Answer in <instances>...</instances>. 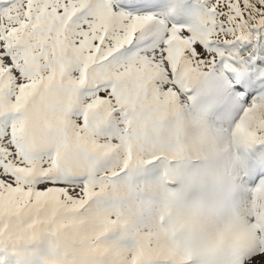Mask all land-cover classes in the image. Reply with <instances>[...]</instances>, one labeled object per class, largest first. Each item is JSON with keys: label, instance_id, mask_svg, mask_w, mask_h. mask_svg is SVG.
I'll return each mask as SVG.
<instances>
[{"label": "snow or ice", "instance_id": "6c2138e0", "mask_svg": "<svg viewBox=\"0 0 264 264\" xmlns=\"http://www.w3.org/2000/svg\"><path fill=\"white\" fill-rule=\"evenodd\" d=\"M0 264H264V0H0Z\"/></svg>", "mask_w": 264, "mask_h": 264}, {"label": "rangeland", "instance_id": "374dc122", "mask_svg": "<svg viewBox=\"0 0 264 264\" xmlns=\"http://www.w3.org/2000/svg\"><path fill=\"white\" fill-rule=\"evenodd\" d=\"M215 190L214 189H207L205 191H199V190H189L186 195L192 200V201H199V200H205L210 199L214 196Z\"/></svg>", "mask_w": 264, "mask_h": 264}, {"label": "clouds", "instance_id": "9594fccd", "mask_svg": "<svg viewBox=\"0 0 264 264\" xmlns=\"http://www.w3.org/2000/svg\"><path fill=\"white\" fill-rule=\"evenodd\" d=\"M187 199H188L189 201H192L188 196H187Z\"/></svg>", "mask_w": 264, "mask_h": 264}, {"label": "bare ground", "instance_id": "6f19581e", "mask_svg": "<svg viewBox=\"0 0 264 264\" xmlns=\"http://www.w3.org/2000/svg\"><path fill=\"white\" fill-rule=\"evenodd\" d=\"M229 171H231V170H229Z\"/></svg>", "mask_w": 264, "mask_h": 264}]
</instances>
